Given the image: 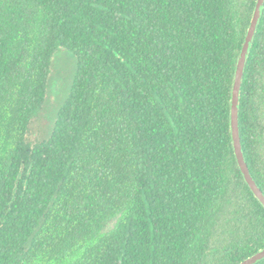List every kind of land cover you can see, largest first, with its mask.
Segmentation results:
<instances>
[{"label": "trees", "instance_id": "obj_1", "mask_svg": "<svg viewBox=\"0 0 264 264\" xmlns=\"http://www.w3.org/2000/svg\"><path fill=\"white\" fill-rule=\"evenodd\" d=\"M255 2L0 0V264H237L264 247L229 124ZM58 48L70 89L31 141ZM238 122L264 194V8Z\"/></svg>", "mask_w": 264, "mask_h": 264}, {"label": "water", "instance_id": "obj_2", "mask_svg": "<svg viewBox=\"0 0 264 264\" xmlns=\"http://www.w3.org/2000/svg\"><path fill=\"white\" fill-rule=\"evenodd\" d=\"M263 8H264V0H256L254 10L251 16V20L247 28L246 35L236 61L234 78L231 89L230 119H229L232 148L238 168L243 176L245 183L247 184L253 195L262 204V206H264V194L261 191L258 184L256 183L251 172L249 171L240 141L238 109H239L240 89H241L242 77L245 69V63L252 45L253 37L257 25L259 23ZM263 258H264V247L260 248L258 251L246 257L245 259L241 260L237 264H256Z\"/></svg>", "mask_w": 264, "mask_h": 264}, {"label": "rangeland", "instance_id": "obj_3", "mask_svg": "<svg viewBox=\"0 0 264 264\" xmlns=\"http://www.w3.org/2000/svg\"><path fill=\"white\" fill-rule=\"evenodd\" d=\"M74 70V57L65 49L58 48L51 59L44 106L29 127L28 138L31 141L45 138L48 135L56 110L69 92Z\"/></svg>", "mask_w": 264, "mask_h": 264}]
</instances>
